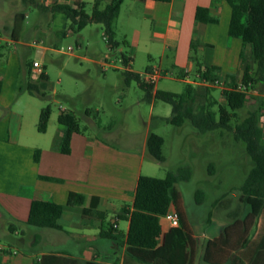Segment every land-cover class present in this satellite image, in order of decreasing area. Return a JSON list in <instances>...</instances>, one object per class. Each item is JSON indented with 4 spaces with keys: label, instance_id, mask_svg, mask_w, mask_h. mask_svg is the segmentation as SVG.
<instances>
[{
    "label": "crops",
    "instance_id": "obj_1",
    "mask_svg": "<svg viewBox=\"0 0 264 264\" xmlns=\"http://www.w3.org/2000/svg\"><path fill=\"white\" fill-rule=\"evenodd\" d=\"M74 1L67 4L73 5ZM89 1L94 3L95 0ZM98 1L99 8L110 2ZM29 3L47 12L53 3L64 2L29 0ZM197 7L208 8L217 22L196 21ZM127 10L135 25V46L144 44L146 50L159 49L162 54L172 50L175 62L180 65L176 79L184 86L194 87L195 105L206 103L207 89H218L222 95L223 90L241 83L243 44L240 39L228 35L231 9L225 0H130ZM19 14L25 19V13ZM140 21H149L153 27L147 40L139 38ZM2 43L11 48L8 53L4 52ZM30 46V43L20 41L19 35L14 41L10 33L0 34V243L6 248L0 251V264H166L164 260L153 259L149 250L129 251L126 244L137 180L140 175H147L142 172L144 165L150 166L145 160L147 156L151 157L146 140L151 132L155 101L148 102L146 120L140 117L145 126L143 131L129 133L128 141L137 143L135 150L112 147L106 138L87 134L79 127V131L70 137L69 153L63 154L58 143L63 128L57 129L54 135L49 133L47 123L45 132H38L40 112L22 97L26 92H18L21 74L26 70L21 66L18 47L25 54ZM246 48L250 53V47ZM125 59V69L137 72L130 67L133 57ZM193 66L194 74L191 73ZM206 67L217 68L214 77L221 81L219 87L193 82ZM154 68L147 66L145 70ZM185 72L189 79L185 78ZM31 73H35V69L31 68ZM157 82L154 90L160 89ZM249 94L250 89L248 97ZM252 95L261 101L258 110L255 109L259 114L264 111V91ZM51 120L52 116L48 122ZM104 135L109 137L113 133L107 131ZM71 193L75 198L69 203ZM32 200L62 205L63 213L58 220L61 229L25 225ZM170 210L179 214V225L171 227L164 217H160L157 247L166 235H170L172 242L183 244L178 256L186 255V264H260L256 258L261 253V245L255 240L261 236L257 233L232 234L231 247L217 243L207 247L209 242L221 237L223 228L233 219H206L201 225L182 219L178 196ZM8 225H13L12 233Z\"/></svg>",
    "mask_w": 264,
    "mask_h": 264
},
{
    "label": "rangeland",
    "instance_id": "obj_2",
    "mask_svg": "<svg viewBox=\"0 0 264 264\" xmlns=\"http://www.w3.org/2000/svg\"><path fill=\"white\" fill-rule=\"evenodd\" d=\"M70 1L61 0L64 3ZM129 1L126 0L115 21V41L118 46L111 48L104 38L103 25L100 23H89L78 30L71 28V20L62 13L51 10L43 12L38 6L23 0H0L1 34L10 33L15 17L20 12L26 14L19 39L31 46L25 54L18 47L24 64L22 67L25 68L26 64L36 59L46 76L41 78L37 72L30 75L23 72L20 83L35 85L41 95L24 91L27 94L22 97L39 112L43 107H49L52 116L48 122L49 133L56 135L57 129L62 128L56 116L64 108L74 113L80 129L87 134L104 137L110 146L117 149L135 150L137 143L128 141L129 133L143 131L145 126L141 118L146 120L149 104L142 99L143 91L136 81L128 84L124 81L123 72L127 63L123 62V58L127 56L133 57L130 67L141 75L147 66L166 70L167 76L157 82L160 89L177 94L183 91L184 84L176 79L180 65L175 62L172 50L162 54L159 49L148 51L144 44L136 47L133 43L135 25L127 10ZM92 5L93 1H85V13H91ZM140 22L139 38L147 40L152 35L153 27L149 21ZM36 42L45 48L33 46ZM2 44L4 52L8 53L11 48ZM69 46L72 48L70 51ZM247 46H243L241 51L255 78L256 64L251 61L250 53L246 52ZM249 89L250 97L245 106L237 111L232 125L241 121L249 110H258L260 107L261 101L252 93L264 91L263 82H252ZM210 96L218 103H224L220 90L212 89L206 101L211 100ZM155 103L150 130L164 140V161L160 163L147 156L145 160L150 166L144 165L143 174L163 178L168 171L178 173L180 167H189L188 179L179 180L175 185L182 219H190L201 225L206 219L229 221L234 217L242 218L250 211V205L244 202L238 187L252 166L244 143L235 140L227 130L217 129L200 134L189 121H185L182 128H177L155 116L170 117L171 106L159 100ZM107 131L113 135L106 137L104 134ZM209 164L211 166L208 167ZM198 190L199 194L196 193ZM221 196L220 203L214 207L213 202ZM249 233L261 236L255 240L261 245V253L256 259L264 264L263 201L259 205L255 226ZM1 240L6 241L3 238Z\"/></svg>",
    "mask_w": 264,
    "mask_h": 264
},
{
    "label": "trees",
    "instance_id": "obj_3",
    "mask_svg": "<svg viewBox=\"0 0 264 264\" xmlns=\"http://www.w3.org/2000/svg\"><path fill=\"white\" fill-rule=\"evenodd\" d=\"M29 2V0H23ZM124 0H110L103 8H99V1L95 0L90 14L85 13V3L75 0L73 5L67 3H53L49 9L52 12L64 14L71 20V28L82 29L89 23H100L103 25V35L109 47L118 46L115 41L114 23L119 14L120 7ZM159 2H169L170 0H153ZM231 9L228 35L241 40L243 46L250 47V59L256 64V77L251 75V66L240 53V60L244 64L241 83L251 85L252 82L262 81L264 86V0H225ZM195 20L198 22H217V18L212 16L208 8L197 7L195 10ZM24 22L23 14L15 17V22L10 31L12 40H18L21 25ZM0 29V34H1ZM126 64V59L123 58ZM21 60V66H23ZM31 64L25 65V74H31ZM145 71H149L148 69ZM217 68L206 67L200 71L201 77H214ZM124 81L128 84L136 81L143 91L142 99L147 102L152 100L163 101L171 106V115L164 120L173 126H181L185 121H189L198 133L205 134L217 129L231 132L234 139L242 141L245 151L249 156L252 166L247 172L244 180L238 187L239 192L244 196V202L250 205V211L246 213L241 221L234 217L233 221L223 228L221 237L213 242H209L207 247L215 246L216 243L221 246L231 247V236L235 233L240 235L248 234L255 226L260 202H264V130L258 124V114L255 109L249 110L247 115L239 122L232 125V121L237 116V111L245 106L247 93L239 90L237 84L231 89L223 90L222 96L224 103H218L216 99L206 101L204 105H195L196 91L191 85H185L180 94L156 89L154 83H146L140 77V74L129 69L124 70ZM45 78L46 74L42 69L39 74ZM250 87V86H249ZM1 90V79H0ZM212 89H207V94ZM27 91L30 94H39L35 85L19 84L18 92ZM41 95V94H39ZM216 107L213 109V107ZM50 117L48 106L43 107L39 113L37 131L45 132ZM57 122L62 126L63 133L58 141L59 150L63 154L70 151L69 142L73 133L79 131V125L72 111L60 110ZM163 138L153 132H150L146 147L149 155L157 162H163L162 155ZM189 177L187 167L179 168L178 173L168 171L163 178H155L147 175H140L130 212L129 229L126 237L128 250L144 249L149 250L153 259H161L166 264H186L187 256H178V252L183 249L180 242H172L170 235H166L161 246L157 247V238L159 237V219L163 217L174 202L177 192L175 185L179 180H186ZM197 194L200 193L198 190ZM75 194L71 193L69 203H72ZM221 198L215 199L213 206L216 207ZM199 203V200L197 201ZM85 213V210H82ZM63 213V206L51 201L32 200L27 220L24 222L27 226L36 228L61 229L58 222ZM97 214H102L98 212ZM211 213L208 214V217ZM13 225H8L10 233L13 232ZM185 245V244H184ZM180 259V261H179Z\"/></svg>",
    "mask_w": 264,
    "mask_h": 264
},
{
    "label": "built area",
    "instance_id": "obj_4",
    "mask_svg": "<svg viewBox=\"0 0 264 264\" xmlns=\"http://www.w3.org/2000/svg\"><path fill=\"white\" fill-rule=\"evenodd\" d=\"M41 40L39 41V44H41ZM37 42L33 44V46L39 47V48H45L43 45H39ZM72 50V48L69 46L68 51ZM32 68L35 69V72L37 74H40L42 71L41 64L38 61H33L32 62ZM166 71H161L159 69H152L149 71H145L143 75L140 74V77L143 81L146 83H155L162 77L167 76ZM185 78L189 79L188 72H185ZM199 82L207 87H219L221 85V81L219 80L218 77H213V78H205L201 77L200 73L197 74L196 79L193 80V82ZM250 85L239 83L237 84V88L243 92H246L248 94L249 92V87ZM258 124L259 126L264 130V111L260 112L258 114ZM164 219H166L169 222V225L171 227H178L179 225V214L175 210H170L168 211L164 216ZM5 246L0 243V251L3 252L5 250ZM13 253H16L13 251Z\"/></svg>",
    "mask_w": 264,
    "mask_h": 264
}]
</instances>
